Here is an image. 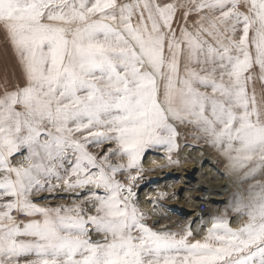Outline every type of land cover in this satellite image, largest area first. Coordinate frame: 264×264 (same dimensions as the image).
Returning <instances> with one entry per match:
<instances>
[{
  "label": "snow or ice",
  "instance_id": "obj_1",
  "mask_svg": "<svg viewBox=\"0 0 264 264\" xmlns=\"http://www.w3.org/2000/svg\"><path fill=\"white\" fill-rule=\"evenodd\" d=\"M0 32L24 80L0 85V264H264V181L203 239L149 227L134 187L189 126L264 174V0H0ZM56 191L77 202L34 199Z\"/></svg>",
  "mask_w": 264,
  "mask_h": 264
},
{
  "label": "rangeland",
  "instance_id": "obj_2",
  "mask_svg": "<svg viewBox=\"0 0 264 264\" xmlns=\"http://www.w3.org/2000/svg\"><path fill=\"white\" fill-rule=\"evenodd\" d=\"M161 2H171V0H161ZM181 16L182 13H178L177 20L182 25L183 20ZM193 19L194 17L188 18L189 25L193 22ZM174 27H176L175 23ZM5 80L8 81L9 89L13 88L16 84L23 86L24 83L22 68L19 66L17 58L4 33L0 32V85H3ZM256 87L258 90L264 88V82L257 80ZM2 91L3 88L0 87V92ZM179 131L181 133L178 139L180 147L178 151L172 153V161L174 162H170L167 158V154L162 150H149L141 162L143 171L138 176V182L134 187L137 193L139 207L148 217L145 222L156 231L170 230L181 234L185 228L191 226L193 238L203 239V236L206 235L207 228L211 226V218L222 215L227 211L231 226L234 229L239 228L244 221L240 218L238 213L232 211V205L238 196H247L250 185L256 180L264 181V174L257 175L255 179H245L243 172L230 175L226 167L227 161L221 153L211 144L205 142L203 138L199 140L194 139V136L198 135L194 128L190 126L181 127ZM109 147H113V145L105 144L98 149L92 148L91 150L94 153L103 155L105 150ZM186 149L188 151L191 149L199 151V157L192 155L186 156L183 153ZM165 161L179 171V173L167 180L156 177L157 172L162 169V165ZM18 162L19 161L16 159L13 160V163ZM121 162L122 161L114 157L112 158L113 164ZM194 162L199 165L203 163L209 164V167H211V170L214 171L216 175H220L226 179L224 180L226 190L221 191V195L224 197L223 200L217 202L212 201L207 195H210L212 189L215 190V187H203L198 184L196 177H192V175H187L183 172L182 167L185 166V164ZM133 174H135V172ZM118 178L124 180L126 174H119ZM167 181L175 182V184L179 182L182 187L179 190L174 187V184L169 187L166 184ZM163 184L167 186L165 187ZM86 191V189L80 190L79 195L83 197ZM160 193L165 194L163 198L160 197ZM198 193H202L205 196L196 197ZM44 197H47V199H44ZM34 199L40 202L41 206L45 207H57L61 205L71 206L77 202V193L56 191L43 193ZM202 200L209 203L207 213H199L197 211V203ZM83 202L85 204L87 203L86 201ZM184 208L194 210H186ZM18 219L26 218L18 216ZM199 220H202L203 224H207V228L205 231H202V234L194 229L195 222ZM99 238L98 235L93 236V239Z\"/></svg>",
  "mask_w": 264,
  "mask_h": 264
},
{
  "label": "bare ground",
  "instance_id": "obj_3",
  "mask_svg": "<svg viewBox=\"0 0 264 264\" xmlns=\"http://www.w3.org/2000/svg\"><path fill=\"white\" fill-rule=\"evenodd\" d=\"M183 153L186 156L192 155V156L199 157V151H197V150L191 149V150L188 151L186 149V150H184ZM162 166H163L162 169L157 172L156 177H160V178H162L164 180H167V179H170L175 174L179 173L178 170H176L175 168H173L172 166L167 164V161H165ZM182 170H183V172L185 174L192 175V177H196V179L198 180V184L199 185H202L203 187H205V186H207V187L208 186L215 187V190L212 189L211 194L207 195L212 201L217 202V201H221V200L224 199L223 195H221L222 194L221 191L226 190L225 181H224L226 179L221 177L220 175H216L215 172L211 170V167H209V164L203 163V164L199 165L196 162L187 163V164H185V166L182 167ZM197 170H198V173H197ZM211 178H212V180H211ZM166 184L169 187H170V185L174 184V187L177 190L181 189V187H182V185H180L179 182L177 184H175V182L167 181ZM166 184H163V185L166 187L167 186ZM153 196H154V193H153ZM201 196H205V195L202 194V193L196 194V197H201ZM184 209H186V210H194V209H189V208L188 209L184 208ZM206 225L202 223V220H199V221L195 222L194 229L196 231L198 230L202 234V231L203 230L205 231L206 228H207Z\"/></svg>",
  "mask_w": 264,
  "mask_h": 264
},
{
  "label": "built area",
  "instance_id": "obj_4",
  "mask_svg": "<svg viewBox=\"0 0 264 264\" xmlns=\"http://www.w3.org/2000/svg\"><path fill=\"white\" fill-rule=\"evenodd\" d=\"M209 209V203L207 201H200L197 203V211L199 213H207Z\"/></svg>",
  "mask_w": 264,
  "mask_h": 264
}]
</instances>
